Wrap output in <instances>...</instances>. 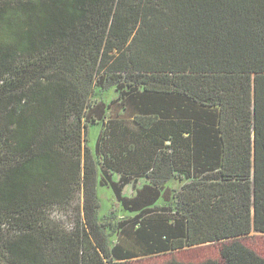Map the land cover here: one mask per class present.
Instances as JSON below:
<instances>
[{"label":"trees","instance_id":"obj_1","mask_svg":"<svg viewBox=\"0 0 264 264\" xmlns=\"http://www.w3.org/2000/svg\"><path fill=\"white\" fill-rule=\"evenodd\" d=\"M88 57L100 88L125 83L139 103L90 108L111 125L97 165L67 125L88 110ZM80 185L93 247L39 222ZM97 185L134 215L132 238L98 221ZM0 213L21 228L0 239L6 264H264L243 242L264 238V0H0ZM211 245L218 258L174 256Z\"/></svg>","mask_w":264,"mask_h":264},{"label":"rangeland","instance_id":"obj_2","mask_svg":"<svg viewBox=\"0 0 264 264\" xmlns=\"http://www.w3.org/2000/svg\"><path fill=\"white\" fill-rule=\"evenodd\" d=\"M129 1L131 3H136L138 0ZM85 61L86 63L84 67L79 70L76 76V84L79 89L80 98L85 104V108H88V110L85 114L81 115V118H78L77 113L71 112V114L68 116L67 125L71 133H73V137L76 135L79 139L78 147L80 148L81 157L83 154H85L86 148H88L92 154L95 164L97 165V163H100L102 159L100 158L101 156L98 155L99 152L96 151V141L104 128L106 130L105 135L109 134L107 127H110L111 125L109 126V122L107 123L105 120H103V122H95V120H93L94 122H91L92 120H90V118H92V116H94L95 119L97 118L98 108H90H94L97 104L103 101L105 104H110L112 109L110 115L113 114L112 116H116L114 110H116L117 107L121 105L126 106L127 115L128 112L130 113L132 110L137 112L138 107H136V104L132 103L134 96L129 94L130 92L127 93L128 95L124 93L126 92L124 89L125 83H119L117 86L115 85L109 88H100V84L98 85L96 83L99 79V74L96 73L97 68L94 67L93 62L89 57ZM23 63V59L20 58L17 60L15 65L21 66ZM47 72H50L49 69H47L46 73ZM26 80L31 79L29 77ZM120 100H123L122 103H119ZM130 126H133V124L130 123ZM68 144L76 146L73 142H69ZM102 150L104 149L102 148L100 152ZM100 178L101 174L98 170L97 179L100 181ZM168 186L169 190H172V187H177L178 184L170 183ZM95 193L97 201L99 202V209L97 210L98 221L103 224L106 232H112V230L115 228L113 232L117 235L121 234V236L132 238L131 235L135 234V224L127 222H134V215H131L121 207L120 203L116 201V198L109 187L97 185V187L95 186ZM122 194L125 197H132L133 186L131 184L127 185L124 188ZM168 196L169 200H173L175 193L168 191ZM163 203L164 201L160 200L157 202V206L161 207L163 206ZM83 210L84 190L81 185L75 186L71 197H69L66 201L59 203H49L44 206L41 209L39 215V222L43 227H46L50 230H56L66 234H77L82 239V241H84L86 244L89 243L93 247V244L90 242L91 240L86 237V234L88 235L89 232L84 225ZM18 231H21V228L13 224L11 218L5 215V213H0V239L7 238ZM110 242L115 243V237H112ZM243 242L264 255V238L262 239L261 237H258V235H253L243 240ZM219 248L220 245L203 246L195 250L177 253L174 256L182 261L199 262L207 258H218ZM83 249L85 251L87 249L86 246H83ZM91 252V250L88 251V254H91ZM169 258V256L165 255L157 256L144 260V263H160L165 262ZM0 262L6 264V259L2 253H0Z\"/></svg>","mask_w":264,"mask_h":264},{"label":"crops","instance_id":"obj_3","mask_svg":"<svg viewBox=\"0 0 264 264\" xmlns=\"http://www.w3.org/2000/svg\"><path fill=\"white\" fill-rule=\"evenodd\" d=\"M137 105H139V103H136V107H138L137 109L139 110V106H137ZM138 110H137V112H138ZM134 114H136L133 110L130 112V116L131 115H134ZM119 177H120V173H118V174H116V175H114L113 176V179L115 180V181H118L119 180ZM148 182V180L146 179V178H139L138 180H137V184H136V186H134L133 187V196L135 195V193H136V190L137 189H140V188H142V186L145 184V183H147ZM170 183H178L175 179H170V180H168L167 182H166V184H170ZM174 188H177V187H174ZM132 196V197H133Z\"/></svg>","mask_w":264,"mask_h":264}]
</instances>
